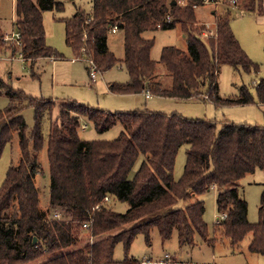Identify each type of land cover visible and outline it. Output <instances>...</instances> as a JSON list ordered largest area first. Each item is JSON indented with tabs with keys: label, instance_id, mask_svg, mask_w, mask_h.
Instances as JSON below:
<instances>
[{
	"label": "trees",
	"instance_id": "1",
	"mask_svg": "<svg viewBox=\"0 0 264 264\" xmlns=\"http://www.w3.org/2000/svg\"><path fill=\"white\" fill-rule=\"evenodd\" d=\"M41 2L39 7L35 0H16L14 33L19 34V45L5 42L0 23V47L32 63L39 58L61 57L46 43L43 11H63L65 4L62 0ZM260 2L248 0L244 9L255 12ZM207 3L224 5L226 11L214 13V35L204 39L201 34L207 27L200 23L197 10ZM238 3L92 0L91 12L79 9L63 19L66 42L76 58L92 60L99 72L119 64L125 66L129 79L108 85L113 93L140 94L148 89L154 96L187 101L201 100L207 92L216 107L249 105L256 101L246 86L235 98L219 95L221 66L241 68L246 73L260 71V65L250 59L232 29V7ZM115 27L124 37L122 59L109 48V35ZM176 28L186 35L188 48L162 49L160 62L170 78L165 84L151 56L155 39L144 35ZM0 94L9 97L8 105L0 110V158L14 132L21 156L18 164L9 168L0 188V264H28L52 255L39 264H143L135 258L115 260V248L122 243L128 254L140 234L151 244L154 229L164 241L177 232L182 246L195 245L197 237L214 244L219 236L235 245L251 234L250 251L264 256V190L259 221L250 223L248 202L237 187H230L248 174L264 170V126L227 119H190L148 109L111 112L73 100L62 102L54 117L56 101L27 95L1 76ZM256 94L258 103L264 105V78L257 83ZM26 108L34 110L31 130L22 114ZM45 121L50 124L47 141ZM84 121L99 134L118 123L122 131L112 140H84L80 135ZM184 145L188 146L184 172L175 180L177 155ZM44 148L50 173L47 211L41 210L35 184L36 175L42 171L39 154ZM140 158L142 162L134 172ZM212 188L219 189L216 206L220 214L213 238L204 220L203 201L172 210L179 201ZM106 197L110 200L105 201ZM113 199L127 203L129 209L125 213L113 210ZM57 212L61 219L55 217ZM222 215L226 217L222 219ZM83 231L95 241L59 254L81 241Z\"/></svg>",
	"mask_w": 264,
	"mask_h": 264
},
{
	"label": "rangeland",
	"instance_id": "2",
	"mask_svg": "<svg viewBox=\"0 0 264 264\" xmlns=\"http://www.w3.org/2000/svg\"><path fill=\"white\" fill-rule=\"evenodd\" d=\"M248 0H239V5L232 7V29L240 42L242 48L251 60L260 65L258 73L251 71L246 73L241 68L237 69L229 65H223L219 69L218 84L219 95L223 98H235L240 90L246 86L255 96V103L239 106L216 107L210 101L206 92L201 100H173L165 97L153 96L148 99L143 94H116L108 85L112 83H126L129 79L124 65L119 64L113 68L98 72V79L92 83L88 70L89 64L83 60H76L73 50L66 42L65 24L63 19L71 17L76 10H92V0H62L65 10H44L43 24L45 28L46 43L53 47L61 57L39 58L34 63L24 61L18 54L13 55L6 47H0V76L13 88L23 90L27 95L37 98L53 99L56 101L57 109L65 100H73L93 108H99L111 112H130L139 109H148L153 112L166 114L178 113L190 119H209L220 122L229 120L235 123H248L251 125L264 126V105L258 103L256 94L257 83L264 78V0L256 7L255 12H248L244 4ZM41 7V0H35ZM15 4L16 0H0V23L5 33V42L12 43L15 27ZM221 4L207 3L199 7L197 15L202 25L207 29L214 30V13L220 14L226 9ZM183 31L179 28L172 30H156L145 33L144 37L154 38L155 45L152 49V59L157 62L156 73L165 84H169L170 78L166 67L160 62L162 49L166 46H175L187 51V39L181 36ZM8 36L9 39L6 37ZM207 39L209 37H203ZM110 51L118 59L124 56V37L122 32L109 35ZM33 74L35 76L33 77ZM147 92V91H146ZM9 103L6 94H0V110ZM29 130L34 126V110L26 108L22 112ZM86 130L80 132L84 140H112L117 138L122 126L118 123L105 133L99 134L91 123L84 121ZM49 122L45 121L43 133L46 141L49 136ZM19 138L14 132L11 142L6 146L0 158V188L3 185L7 172L12 165L20 161ZM187 145L180 148L177 155L174 178L179 180L184 172L186 164ZM42 171L35 177V184L39 191L40 207L47 211L50 198V173L47 159V149L44 148L39 154ZM142 158L136 164L134 172L139 168ZM132 172L131 176H133ZM237 187L248 202V219L250 223L259 221V207L261 194L264 190V170H257L254 174H248L245 178L231 185ZM218 188H212L200 196H193L190 200L179 201L172 210L185 208L196 202L203 201L205 204L204 220L209 225V236H217L214 233L215 223L218 222L220 214L217 211L216 198ZM111 207L119 213H125L129 205L124 202L111 200ZM62 215L60 213V219ZM114 233V232H113ZM252 235H248L238 244H231L227 238L217 237L214 244L197 237L193 246H182L179 243L178 233L174 232L172 237L166 241L157 229L151 233V244L146 242L143 234L136 237L128 254L122 243L115 248L114 259L122 261L126 257L135 258L143 264H264V256L250 251L249 246ZM95 241L90 238L88 232L83 231L81 241H77L72 247L62 250L59 254H66L83 247L87 243ZM54 257L47 256L37 259L28 264H39L40 262Z\"/></svg>",
	"mask_w": 264,
	"mask_h": 264
},
{
	"label": "built area",
	"instance_id": "3",
	"mask_svg": "<svg viewBox=\"0 0 264 264\" xmlns=\"http://www.w3.org/2000/svg\"><path fill=\"white\" fill-rule=\"evenodd\" d=\"M112 32L113 33H116L117 32V27H115L113 30H112ZM214 30H209V29H207L206 31H204L202 34H201V36H203V37H210V36H212V35H214ZM14 34V36L16 37V39L14 40V41H16V43L19 45L20 44V41H19V34H17V33H13ZM7 39H9L8 38V36L6 37ZM76 60H83V61H85V62H87L88 64H89V66H88V68H89V73H90V77H91V80H92V83L93 82H96L97 81V79H98V72H99V70H98V68H97V66L95 65V63L92 61V60H89V59H84V58H75ZM147 91V92H146ZM145 91V96L147 97V98H149L150 96H152V94H151V92L147 89ZM86 128V125H83V127H82V130H86L85 129ZM110 199L108 198V197H106L105 198V201H109ZM55 217L57 218V219H60V213L59 212H57L56 214H55ZM226 217V215H222L221 216V218L222 219H224ZM84 227L85 228H87L88 226H87V224L86 225H84Z\"/></svg>",
	"mask_w": 264,
	"mask_h": 264
},
{
	"label": "crops",
	"instance_id": "4",
	"mask_svg": "<svg viewBox=\"0 0 264 264\" xmlns=\"http://www.w3.org/2000/svg\"><path fill=\"white\" fill-rule=\"evenodd\" d=\"M16 19H17V17H15V21H16ZM14 24H15V22H14ZM206 25V24H205ZM181 36L183 37V38H186V35L184 34V33H181ZM202 38H203V36H202ZM50 59V58H49ZM54 61H55V59H54ZM140 94H143V93H140ZM154 96V95H153ZM153 96H151V97H153ZM146 97V96H145ZM150 98V97H149ZM146 99H148L147 97H146ZM169 99H173V98H169ZM173 100H176V99H173Z\"/></svg>",
	"mask_w": 264,
	"mask_h": 264
},
{
	"label": "water",
	"instance_id": "5",
	"mask_svg": "<svg viewBox=\"0 0 264 264\" xmlns=\"http://www.w3.org/2000/svg\"><path fill=\"white\" fill-rule=\"evenodd\" d=\"M36 241H37V239L35 238V239H34V243H36Z\"/></svg>",
	"mask_w": 264,
	"mask_h": 264
}]
</instances>
